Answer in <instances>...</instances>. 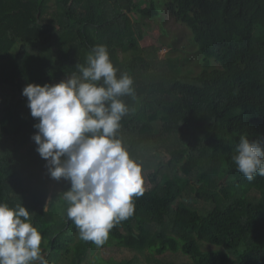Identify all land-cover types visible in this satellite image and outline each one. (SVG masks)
<instances>
[{
	"label": "trees",
	"instance_id": "obj_1",
	"mask_svg": "<svg viewBox=\"0 0 264 264\" xmlns=\"http://www.w3.org/2000/svg\"><path fill=\"white\" fill-rule=\"evenodd\" d=\"M136 1L0 0V202L30 212L48 264L88 259L93 242L68 237L77 229L63 199L70 183L52 179L35 151L38 121L21 93L27 83L79 76L77 65L105 45L117 76L134 80L117 135L142 172L160 176L133 196V215L108 239L132 251L181 252L186 264H264V177L249 182L232 160L240 135L264 137V0H169L207 61L192 78L158 46L144 53L143 20L159 10Z\"/></svg>",
	"mask_w": 264,
	"mask_h": 264
},
{
	"label": "clouds",
	"instance_id": "obj_2",
	"mask_svg": "<svg viewBox=\"0 0 264 264\" xmlns=\"http://www.w3.org/2000/svg\"><path fill=\"white\" fill-rule=\"evenodd\" d=\"M80 75L55 84L27 83L22 95L37 119L32 136L35 151L46 161L54 180L70 183L63 192L66 214L80 239L103 245L109 230L133 215V196H142V165L134 160L117 135L129 108L123 97L135 98L134 80L117 76L107 46H94ZM232 157L237 170L251 182L264 177V137L242 134ZM42 235L30 212L0 202V264H48Z\"/></svg>",
	"mask_w": 264,
	"mask_h": 264
},
{
	"label": "rangeland",
	"instance_id": "obj_3",
	"mask_svg": "<svg viewBox=\"0 0 264 264\" xmlns=\"http://www.w3.org/2000/svg\"><path fill=\"white\" fill-rule=\"evenodd\" d=\"M123 3H127V0H122ZM136 2H139L137 0ZM155 7L159 10V15L153 19H144L143 23L145 26L146 37L141 41V46L144 48V53L149 55L152 54V47H159V57H173L180 60L181 73L188 78H192L201 73L207 68V61L200 53L197 45L193 41L192 34L181 25L176 18L173 16V9L170 6L169 0H153ZM129 8V7H127ZM136 19H140V16L134 14ZM121 58L125 56L122 51L119 52ZM210 69L219 68L220 65L215 61L210 60ZM153 167L142 172L143 176V187L145 191H149L159 181L160 176L153 179L151 173ZM225 180H228L225 178ZM227 184V182H225ZM50 198L47 200L49 203ZM73 238V245L80 241L78 229H70L68 237ZM72 245V247H73ZM207 250H211L213 247L205 245ZM53 256V262L51 264H74L73 261L70 263L69 259H74V254L64 257L61 256L58 263ZM113 262L112 264H186L188 258L185 257L181 252H170L167 251L161 255H158L153 251H132L122 247H118L111 239L101 246L92 244V248L89 252V257L86 261L81 264H106Z\"/></svg>",
	"mask_w": 264,
	"mask_h": 264
},
{
	"label": "water",
	"instance_id": "obj_4",
	"mask_svg": "<svg viewBox=\"0 0 264 264\" xmlns=\"http://www.w3.org/2000/svg\"><path fill=\"white\" fill-rule=\"evenodd\" d=\"M45 250L44 249H42V252H44Z\"/></svg>",
	"mask_w": 264,
	"mask_h": 264
}]
</instances>
